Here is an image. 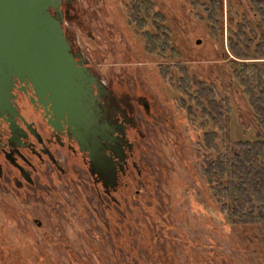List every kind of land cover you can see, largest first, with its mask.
I'll return each mask as SVG.
<instances>
[{
	"label": "rangeland",
	"instance_id": "1",
	"mask_svg": "<svg viewBox=\"0 0 264 264\" xmlns=\"http://www.w3.org/2000/svg\"><path fill=\"white\" fill-rule=\"evenodd\" d=\"M156 1L194 55L212 49L206 43L205 26L190 17L184 0ZM76 3L78 15L73 22L66 20V25L88 56L102 64V73H112L124 86L146 91L153 102V114L143 128L148 145L140 156L142 166L149 169V193L142 189L148 193L144 206L149 209L142 208L146 194L145 198L141 194L132 201L133 209L122 208L112 237L100 242L95 237L98 233L86 232L82 238L69 235L68 251L54 237L48 243L54 250L35 255V237L40 242L41 233L23 237L24 225L18 224L13 209L0 204V264H264V236L259 228L233 226L221 217L200 173L193 133L175 103L178 94L160 76L156 60L144 53L142 41L122 25L117 0ZM78 25L84 26L83 32ZM197 35L202 38L200 45L193 42ZM192 65L206 72L211 64L199 60ZM229 98L230 137H256L240 91L231 92Z\"/></svg>",
	"mask_w": 264,
	"mask_h": 264
},
{
	"label": "flooded vegetation",
	"instance_id": "2",
	"mask_svg": "<svg viewBox=\"0 0 264 264\" xmlns=\"http://www.w3.org/2000/svg\"><path fill=\"white\" fill-rule=\"evenodd\" d=\"M144 1L148 0H117V3L124 16L122 25L142 41L144 53L151 56L145 49V11L139 9ZM134 3L137 10L130 9ZM153 3L159 21L175 33L179 49L185 50L190 63L201 60L211 64L206 72L193 66L208 78L222 74L223 61L228 57L257 61L238 59L230 52L229 0H222L221 45L213 43L203 22L190 16L205 26L206 43L212 47L199 57L182 41L166 9L156 0ZM243 7L247 11L246 4ZM60 9L75 60L93 76L99 123L93 128L97 134L87 137L86 127L69 121L65 113L52 108L47 98L38 96L33 88L20 81L15 82L8 99L0 105V204H9L13 209L18 224L24 225L23 237L41 233L39 241L45 245L35 237V255L54 250L48 243L55 238L68 251L69 235L79 234L77 238H82L86 232L98 233L95 237L100 242L106 236L112 237L122 217V208L133 209L132 201L139 200L141 194H146L142 208L149 209L144 206L149 201V169L142 166L140 156L146 151L145 144L148 145L143 128L153 114L150 95L137 87L124 86L112 73H102V64L88 56L76 33L66 25V20L73 22L78 15L76 0H62ZM135 14L138 17L130 20ZM77 27L84 31V26ZM193 42L200 45L201 36L197 35ZM151 57L156 60L160 74L159 65L164 61Z\"/></svg>",
	"mask_w": 264,
	"mask_h": 264
},
{
	"label": "trees",
	"instance_id": "3",
	"mask_svg": "<svg viewBox=\"0 0 264 264\" xmlns=\"http://www.w3.org/2000/svg\"><path fill=\"white\" fill-rule=\"evenodd\" d=\"M229 4L230 52L238 59L257 61L228 57L222 74L210 78L195 69L191 72V60L179 49L175 33L159 21L153 0L144 1L139 9L145 11V49L164 61L160 74L178 94L176 105L193 133L199 170L221 217L233 226L259 228L264 236V0ZM184 5L191 17L207 26L213 43L221 45L222 0H184ZM130 9L138 8L134 3ZM233 91L245 99L256 137H230Z\"/></svg>",
	"mask_w": 264,
	"mask_h": 264
},
{
	"label": "water",
	"instance_id": "4",
	"mask_svg": "<svg viewBox=\"0 0 264 264\" xmlns=\"http://www.w3.org/2000/svg\"><path fill=\"white\" fill-rule=\"evenodd\" d=\"M62 0H0V105L16 81L47 98L86 136L97 134L93 76L79 66L63 27ZM78 56V55H77Z\"/></svg>",
	"mask_w": 264,
	"mask_h": 264
}]
</instances>
